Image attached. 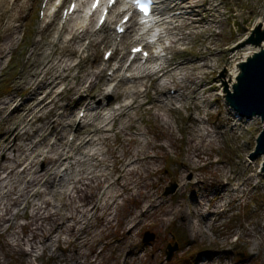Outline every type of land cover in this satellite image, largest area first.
<instances>
[{"label":"bare ground","instance_id":"bare-ground-1","mask_svg":"<svg viewBox=\"0 0 264 264\" xmlns=\"http://www.w3.org/2000/svg\"><path fill=\"white\" fill-rule=\"evenodd\" d=\"M8 1L0 0V18L6 9L11 14L0 27V68L6 53L15 51L12 36L24 27L14 26V23L21 18L25 4L21 6L20 0H11L8 6ZM157 2L152 18L156 24L150 32L155 36L160 34L157 44V51L162 49L160 57H152L148 65L135 62L128 66L123 65L124 54L109 78L105 76L106 64L80 78L79 73L73 74L79 67L73 58L85 60L89 51L100 44L113 47L114 54L119 53L124 48L119 47L115 31L97 40L100 31L96 24L93 29L89 27L94 16L86 25L80 9L69 22H63L62 17L58 19V10L52 13L55 5L44 10L45 15L50 11L46 16L50 20L45 27L39 25V38H34L23 71L13 82L16 90L26 89L30 95L19 102L21 96L16 93L0 102V113H8L0 122V244L6 257L21 254L25 258L20 260L23 264L35 254L38 258V251L50 250L54 256L55 251L64 250L62 244H67L65 251L74 248L75 263L83 264L84 258L77 259L78 254L88 246L89 236L96 227L94 222L101 223L102 231L112 228L123 205L128 206L131 200L136 207H127L126 217L119 225L129 232L127 241L133 246L134 233L150 215V209L167 206L155 191L153 182L162 170V163L159 155L152 151L164 148L148 140V132L137 125L139 120L145 121L141 116L143 110L168 129L171 114L182 109L189 111L191 122L197 124L189 141L194 148L204 142L211 144L218 134L224 135L221 130L228 128L227 132L233 135L241 128L234 119L227 120L223 116L220 128L208 127L209 116L214 114L210 108L216 109L211 103L214 87L208 78L220 60L227 65L233 63L234 69L225 68L227 74L221 80V86L232 92L239 73L237 65L260 49L248 46L238 57L245 49H241V45L229 46L232 39L225 32L229 16L226 13L225 18H221V4L206 7L205 0ZM86 3L87 0H80L78 7ZM121 8L118 4L111 11L103 27L105 32L121 20ZM236 16L242 19L244 12L238 9ZM138 25L136 20L130 21L120 43L130 40L136 43L132 48L144 45L145 30ZM258 26L264 29V17L256 22L255 27ZM218 28L226 39L222 47L216 39ZM252 31L243 36L242 44ZM84 39L90 41L88 46L83 45ZM87 76L89 80L84 84ZM63 84L67 86L66 96L57 91ZM173 90L175 93L171 95ZM73 95L78 98L74 99ZM220 95L226 98L225 92ZM62 100H65L64 105ZM12 106L15 107L10 111ZM201 107L207 109L208 118L194 120L192 111ZM79 109L80 113H85L83 119L76 116ZM128 131L135 136L130 144L124 142L122 151L118 152L110 142L113 136L126 138ZM69 136L73 137L72 142ZM186 161L183 173L186 167L194 165L191 156ZM256 176H245L240 181L226 174L215 191L206 195H200L199 191L205 185L203 178L187 182L184 176L179 180V189L194 186L197 193L191 200L193 208L190 210L194 213L192 218L201 217V220L195 224L189 222L188 215L177 203L165 209L167 218L163 221H168L174 213L181 214L191 234L198 235L207 221L219 213V208L226 210L231 201L239 198L241 188ZM158 179V184L163 181V178ZM215 200L217 204L211 208ZM144 202L148 206L142 208ZM19 219L27 222L18 224ZM206 228H214V223ZM4 234L8 238H4ZM213 260L208 257L199 264H211Z\"/></svg>","mask_w":264,"mask_h":264},{"label":"rangeland","instance_id":"rangeland-1","mask_svg":"<svg viewBox=\"0 0 264 264\" xmlns=\"http://www.w3.org/2000/svg\"><path fill=\"white\" fill-rule=\"evenodd\" d=\"M10 2L11 0L8 1V6ZM205 2L206 7L221 4L223 6L220 9L222 19L228 13L229 26L226 27L225 32L232 39L229 46H238L240 39L255 26L258 20L264 17V0H205ZM22 4H25V8L20 13L21 18L14 23V26L18 24V26L24 25V27L12 36L11 43L15 51L13 54L6 53L0 68V102L9 99L16 93L18 97L21 96L18 99L19 102L29 97V91L26 89L16 90L13 82L20 77L23 71L24 62L34 38H39L37 36L39 25L45 27L50 20V18H46L43 22L41 0H20L19 5L22 6ZM50 7L51 5L48 8L50 9ZM238 9L244 12L242 19L236 16ZM10 15L7 9L2 12L0 27L5 21H8ZM60 16L59 13L58 19ZM82 22L88 25L86 21ZM94 25L95 22L89 27L93 29ZM105 29L97 36V40L112 34V30L105 32ZM215 32L219 47H222L225 44V35H221V28ZM89 43L88 39H84L83 45L88 46ZM118 44H120V48L124 49L113 54L109 64H106L103 59L106 52L113 51V47L104 44L93 47L85 60L74 57L73 61L79 64V67L73 74L79 73V77L82 78L87 72L96 71L106 64L105 76L109 78L112 69L124 54L127 56L123 65L128 64V54L131 48L136 45L130 40L124 41L123 44L118 40ZM245 52L246 49L242 50L238 57ZM233 67V63L230 62L227 65V62L220 60L208 78V82L214 87L211 103L216 108L209 107L214 111V114L209 116L210 125L208 127L210 129L220 128L221 116L227 120L232 118L241 127L233 135L227 132V128L221 130L220 132H223L224 135L218 134L211 144L204 142L198 148H194L190 146L189 141L193 139V130L197 128V124L191 122L189 111L182 109L180 112L171 114L169 129L149 117L145 110L141 112L145 121L139 120L137 125L148 132V140L164 148L158 147L152 151L153 154L159 155L162 163V170L153 179V182L156 187L155 191L161 199L167 202V206L150 209V215L144 219L134 233L133 246L127 241L129 232L123 229L119 222L126 217L128 206L136 207L135 201L131 200L128 206L123 205V210L112 228L102 231L101 223L98 220L95 221L96 227L94 233L89 236L88 246L83 247L78 254L80 257L77 259L79 260L83 256V264H199L201 261H206L208 257L214 259L211 264H264V172H262V159L252 160L251 158L256 147V140L263 130V124L259 118L250 122L237 119L236 113L226 106L225 99L221 97L220 94L225 92L224 87L221 86L223 75L227 74L225 68L230 71L234 69ZM88 80L89 76L86 77L84 84ZM150 83L151 81H149ZM57 91L66 96L67 86L61 85ZM174 93V90L171 91V95ZM73 98L77 99L78 95H73ZM61 103L64 105L65 100H62ZM14 107L12 106L10 111ZM80 110H76V116L83 119L85 113H80ZM206 110L205 107H201L192 111L191 116L194 120L202 121L208 118ZM7 115V112L0 113V122ZM128 132L126 138L121 136L115 139L116 137L113 136L110 144L118 152L122 151L124 142L127 145L130 144L135 136L130 131ZM140 139L142 142L143 138ZM68 140L72 142L73 137L69 136ZM132 147L139 148V145H132ZM189 156L192 157L194 165L186 167V171L183 173V163L187 162L186 159ZM226 174L236 177L240 181L244 180L245 176H257L241 188L242 193L239 194L236 201H231L226 210L219 208V213L207 221L206 225L214 223V228L207 229L204 225L201 233L192 235L189 225L178 213H174L164 223L163 219L167 218L164 216L165 209L167 207L171 209L177 203L188 215L189 222L195 224L197 220H201V217L199 219L192 218L194 213L191 214L190 210L193 208L191 200L194 193H197L196 189H193L194 186L185 185L183 189H179V180L184 176L187 182H196V178H203L205 185L199 191L200 195H206L215 191L217 183L225 180ZM158 178H163L159 184ZM217 201H212L210 207L217 204ZM145 206H148L147 202L143 203L142 208ZM17 222L24 224L27 221L19 219ZM147 233L153 234L155 238L153 241L145 243L144 237ZM176 236L180 239L181 245L178 244ZM3 237H7V234H4ZM176 243L179 248L169 261L166 254L167 248ZM62 245L64 250L55 251L54 256L50 250L45 252L41 250L38 251V258H35V254L28 261L24 260L23 264H76L75 249L71 247L65 251L67 244ZM23 258L24 256L18 253L6 257L5 249L0 244V264H21L20 260Z\"/></svg>","mask_w":264,"mask_h":264},{"label":"water","instance_id":"water-1","mask_svg":"<svg viewBox=\"0 0 264 264\" xmlns=\"http://www.w3.org/2000/svg\"><path fill=\"white\" fill-rule=\"evenodd\" d=\"M247 45L259 48L260 51L237 66L239 73L233 92L225 89L226 103L243 119L251 121L259 118L262 121L263 130L256 140V147L251 158L252 160L262 158V171H264V29L261 26L255 28L249 39L240 47L244 48ZM154 238L153 234L147 233L144 242H151ZM178 248L177 243L174 246H168L166 254L169 261Z\"/></svg>","mask_w":264,"mask_h":264},{"label":"snow or ice","instance_id":"snow-or-ice-1","mask_svg":"<svg viewBox=\"0 0 264 264\" xmlns=\"http://www.w3.org/2000/svg\"><path fill=\"white\" fill-rule=\"evenodd\" d=\"M57 2H59V0H57ZM112 2V0H109V3H111ZM136 2H138V0H133V3H136ZM100 3V0H95V2L93 3V5H92V8L93 9H95L97 6H98V4ZM75 6H73V8H74ZM127 19V18H126Z\"/></svg>","mask_w":264,"mask_h":264},{"label":"trees","instance_id":"trees-1","mask_svg":"<svg viewBox=\"0 0 264 264\" xmlns=\"http://www.w3.org/2000/svg\"><path fill=\"white\" fill-rule=\"evenodd\" d=\"M176 240L178 241V244L181 245L180 244V239L177 236H176Z\"/></svg>","mask_w":264,"mask_h":264}]
</instances>
